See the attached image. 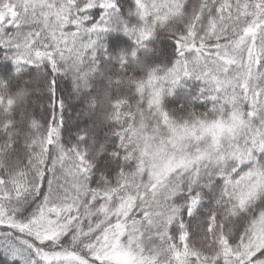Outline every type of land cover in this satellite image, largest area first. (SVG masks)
I'll return each mask as SVG.
<instances>
[{"label":"snow or ice","instance_id":"6c2138e0","mask_svg":"<svg viewBox=\"0 0 264 264\" xmlns=\"http://www.w3.org/2000/svg\"><path fill=\"white\" fill-rule=\"evenodd\" d=\"M0 264H264V0H0Z\"/></svg>","mask_w":264,"mask_h":264}]
</instances>
